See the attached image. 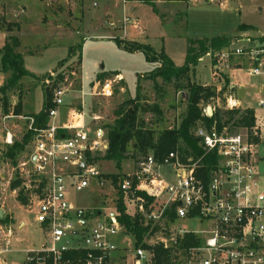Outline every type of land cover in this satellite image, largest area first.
<instances>
[{
  "label": "built area",
  "instance_id": "obj_1",
  "mask_svg": "<svg viewBox=\"0 0 264 264\" xmlns=\"http://www.w3.org/2000/svg\"><path fill=\"white\" fill-rule=\"evenodd\" d=\"M212 1V0H210ZM124 31L129 18H124ZM229 46L207 55L215 68L232 70V59L243 58V68L251 75H264V42L256 45ZM236 67V68H241ZM54 79L57 75L49 74ZM117 78L121 75H116ZM49 82L48 77L45 78ZM68 76L57 81L53 107L49 110L48 123L34 127L29 120L27 130L33 131L28 147L29 160L20 164L22 186L30 195L35 222L44 231L47 242L40 248L27 249L26 264H148L153 252L135 247L131 235L124 233L117 209L83 208L69 198L71 190L80 191L94 179L99 186L109 183L99 168L96 156H104L109 149L106 129L93 123L101 116L89 113L87 96L111 98L114 81L111 78L96 80L92 92L86 91L83 78L77 90L79 105L71 107L66 120L58 121L66 108L64 88ZM221 88H218L219 91ZM220 98H217V101ZM264 106V100H259ZM224 109L240 108L233 94L226 96ZM214 110V108H213ZM205 115L206 110H205ZM16 116L12 113L4 116ZM211 117V116H209ZM204 149L199 158H184L179 151H171L162 159L152 152L137 161L136 167L124 173L118 182L127 199L128 213H139L155 223L168 222L169 236L159 237L155 243L165 248L178 245L179 238L195 234L202 239L199 246L180 252L172 264H264V191L261 188L255 154L256 142L264 143V129L219 128L200 126L195 131ZM14 136L7 131L6 144L14 143ZM205 155L212 156L204 164ZM85 164L81 168L82 164ZM168 169L163 172V169ZM30 176V178H28ZM30 181V182H29ZM42 182L40 189L39 183ZM37 189V190H36ZM16 192V190H14ZM144 192L154 198L146 208ZM134 203V209L129 203ZM36 207V209H34ZM169 213H174L171 220ZM178 220L208 223L202 230H178ZM117 237L120 243H116ZM14 230L11 223L0 222V254L14 252ZM84 251V255L79 252ZM74 252L72 257L68 256Z\"/></svg>",
  "mask_w": 264,
  "mask_h": 264
},
{
  "label": "rangeland",
  "instance_id": "obj_2",
  "mask_svg": "<svg viewBox=\"0 0 264 264\" xmlns=\"http://www.w3.org/2000/svg\"><path fill=\"white\" fill-rule=\"evenodd\" d=\"M157 8L165 13L166 20L163 22L154 7L147 3L137 1L126 2L125 0H0L6 15L0 12V26L6 28L9 23L17 24L13 27V33L20 39L19 51L23 53L25 67L31 76L25 77L23 91L15 90L14 94L23 93V99L31 106L29 112H38L42 105V83L40 78L53 73H63L70 63H77L79 59V45L82 48V64L80 73L76 77L83 78L86 91L92 92L97 75L100 72L111 74L114 81V94L111 98L89 95L86 98L89 113L102 117L99 121H93L98 125L109 124L113 120V111L128 97L135 96L138 75L151 71L156 63L146 59L143 48L136 51L125 48L137 46H151L155 53L164 51L176 65L181 66L186 60L188 42L187 38H211L218 35L230 37L232 46L243 44L256 45L264 37V0H190L186 8L181 0H153ZM26 5L28 9H22ZM230 7L234 9H230ZM189 12V16L183 18V28L173 25V20L178 19L175 13L178 11ZM129 18L124 31L123 20ZM180 19V18H179ZM178 19V21H179ZM9 20V22L7 21ZM110 22H114L115 26ZM245 25L242 29L241 25ZM248 25L252 26L248 28ZM118 26V27H117ZM20 30V31H19ZM19 31V32H18ZM5 43L4 32H0V47ZM71 49V55L70 54ZM69 58L66 62L63 60ZM243 58L232 59V70L221 71L215 68V62L210 56L205 55L199 59L194 70L192 79L203 85L212 84L221 88L228 77L236 84H243V94L253 99L257 104L260 98L264 99V75H251L243 68ZM1 63V55H0ZM241 67V68H236ZM120 72L122 77L114 75ZM1 76V75H0ZM6 77V76H5ZM231 77V78H230ZM124 79L126 86L121 84ZM0 82H2L0 78ZM64 88L71 89L66 94V108L58 121L66 120L67 112L71 107L79 105V97L76 89V81L68 77ZM231 86V85H230ZM167 90L162 99L160 92L153 87L151 81L142 82V98L147 103H159L163 115L160 117L153 112L141 114L146 124L157 131L167 127H173L180 121L186 110V102L180 92H176L172 85H165ZM234 95L240 98L237 88ZM18 102V96H14ZM203 104L207 108L223 107V97ZM242 99V98H241ZM243 103V102H242ZM244 104V103H243ZM245 105V104H244ZM205 108V110H206ZM256 125L264 129V107L256 106ZM255 112V111H254ZM258 119L263 121H258ZM29 120L22 117H8L0 108V209L9 216V224H13L15 237L20 241L16 248L19 253L1 257L12 264L13 260L21 263L25 256L24 249L38 247L47 242L45 233L35 222L34 212H29L33 206L29 193L27 204H22L18 198L20 189L12 190L11 181L20 177L22 171L20 164L29 160L28 147L19 153L14 160L6 155L13 144H6L4 136L10 131L15 141H21L27 131ZM3 138V139H2ZM255 156L259 166L260 156L264 157V143L260 139L256 142ZM133 149H129V157L123 162V172H131L140 158L132 157ZM264 161V160H262ZM264 162L261 163L263 166ZM264 167V166H263ZM99 168L104 174L118 172L115 163L101 160ZM168 169L164 168L163 172ZM24 176V175H23ZM260 181L264 191V175ZM30 178V176L28 177ZM30 182V181H29ZM23 187V186H22ZM115 190L109 183L104 186L97 185L93 179L88 187L80 191L71 190L69 198L73 204L83 208H106L109 212L115 210L113 199ZM134 203L129 207L134 209ZM36 209V207H34ZM27 223L22 230L19 229V221ZM1 222V220H0ZM3 223V222H1ZM168 223L160 222L161 229L149 238L151 243L159 240V237L169 236ZM208 223L199 221L178 220L174 226L178 230H202ZM120 243L119 238H114ZM5 264L4 262H2Z\"/></svg>",
  "mask_w": 264,
  "mask_h": 264
},
{
  "label": "trees",
  "instance_id": "obj_3",
  "mask_svg": "<svg viewBox=\"0 0 264 264\" xmlns=\"http://www.w3.org/2000/svg\"><path fill=\"white\" fill-rule=\"evenodd\" d=\"M143 3L150 4L154 7L157 14L160 15L159 10L153 0H141ZM187 13L184 10L177 14V18L173 20L174 26L185 25L183 18ZM163 22H165L164 15H160ZM17 24L9 23L5 29L8 33L6 41L2 47H0L1 64L0 73H3L6 77L4 83L0 86V108L4 116L11 113L16 116L23 114V110L29 112L30 104L24 107L23 104V83L24 78L31 76V72L25 67L23 53L18 49L20 47V39L13 33V27ZM1 27V26H0ZM245 25H241L242 29ZM3 28V27H2ZM248 28L252 29L251 25ZM264 42V37L261 38ZM188 47L186 53V60L184 64L178 66L174 61L164 52L155 53L151 46H137L125 48L136 51L140 48L146 53V59L150 62L156 63L155 67L145 73L138 75L135 96L128 97L125 101L117 105L113 111V120L111 123L105 124L103 127L106 129L107 137L109 141V149L104 156H96L97 161L107 160L115 163L118 170L116 173L104 174L103 177L109 181V184L115 190V197L113 199L115 209L120 213L119 221L124 227V233L131 235L134 239L135 247L142 246L147 250L153 252L151 263L148 264H172L180 257V252L184 254V251L191 246H199L202 243V239L195 234H186L184 237L179 238L178 245L165 248L162 243L148 244V240L151 236L155 235L160 229V223H155L152 219H147L144 215L139 213H128L127 199L125 194L119 190L118 182L123 177V162L129 157V149H133L132 157L142 158L148 153H153L158 159H162L171 151H179L180 154L187 158L193 156L199 158L204 154V149L200 144L199 138L195 136V131L200 126L211 127L215 123L219 128L224 125H230L232 128L248 127L251 128L256 123L255 112L250 108H234L230 110L224 109V107H213L214 112L211 117L205 115V105L218 97H223V102L226 96L234 94L236 87L230 86V80L228 77L225 79L223 87L218 91L213 85H203L192 79L194 70L199 62V59L207 55L209 52L219 51L230 45V37L224 35H218L211 38H187ZM82 48L83 45H79V59L77 63H70L64 69L63 73H59L54 79L49 74L40 78L42 83V105L38 112H29L26 117L33 118L34 127L42 128L48 123L49 110L53 107L54 89L57 85V81L64 80L66 76L73 78L76 81V88L80 87V78L76 77L77 73H80L82 64ZM71 55V49L70 54ZM69 58L63 60L66 62ZM114 75H120V72H115ZM48 77L49 82L45 81ZM111 74L106 72H100L97 75L98 80H105L110 78ZM151 81L153 87L160 92V96L163 99L167 90L165 85H172L176 92H180L183 100L186 102V110L182 115L178 124L173 127H167L157 131L153 127L146 124L145 120L141 116L146 112H153L157 114L161 120L163 110L159 103L150 104L143 101L142 98V82ZM121 84L126 86L125 80L121 79ZM21 91L18 94V102L12 103V96L14 91ZM24 92V91H23ZM33 131L27 130L21 141H15L6 152V155L14 160L19 153L25 150L33 136ZM212 156L205 155L203 162L208 164ZM139 160V159H138ZM137 160V161H138ZM12 190L20 189L18 192V200L22 204L28 203V198L25 194L24 187H22V180L16 178L11 181L10 184ZM42 186V182L39 183L38 189ZM37 190V189H36ZM143 196L147 203L146 208L154 202V198L148 196L144 192L139 193ZM171 220L175 219L174 213H169ZM10 218L6 216L3 223H9ZM168 223V222H165ZM80 255H84V251L79 252ZM74 252L67 254L72 257Z\"/></svg>",
  "mask_w": 264,
  "mask_h": 264
},
{
  "label": "crops",
  "instance_id": "obj_4",
  "mask_svg": "<svg viewBox=\"0 0 264 264\" xmlns=\"http://www.w3.org/2000/svg\"><path fill=\"white\" fill-rule=\"evenodd\" d=\"M126 2H132V1H137V2H140V3H143L141 0H125ZM189 1L190 0H181V1H179V2H182V4H185L186 6V8H188V4H189ZM156 4V3H155ZM3 6H4V3L3 2H1L0 3V12L2 13V14H5L6 15V10L3 8ZM22 9L25 11L26 9H28V7L26 6V5H22ZM230 9H234V8H232V7H230ZM159 10V9H158ZM184 11V10H183ZM182 11V12H183ZM179 12H181V11H178V12H176L175 13V17L177 16V14L179 13ZM159 13H160V15H164V19L166 18L165 17V13L164 12H161L160 10H159ZM187 13V17L189 16V12L187 11L186 12ZM8 22H9V20H7ZM124 21V20H123ZM112 25H109V26H115V28H116V25H114V22H110ZM129 23V22H128ZM19 25H17V27H18ZM122 26H124V22H123V24H122ZM118 27V26H117ZM20 31V30H19ZM18 31V32H19ZM0 32H4V35H5V41H6V38H7V35H8V33L5 31V29L4 28H2V27H0ZM1 64V63H0ZM0 78H1V80H2V82H0V86L4 83V80H5V75L3 74V73H0ZM121 77H122V75H121ZM231 78V77H230ZM207 85H209V84H207ZM210 85H212V84H210ZM231 86H234V87H236L237 88V90H238V93L241 95V97L240 98H237L236 97V95H234V97L240 102V108H243V109H245V108H250V109H253L254 111H255V115H256V106H261L260 104H259V100L257 101V104H255V102H254V100L253 99H251V98H249L248 96H246V94H243V89H244V86H243V84H241V83H239V84H236L234 81H232V79H231ZM14 96H17V95H15L14 94ZM242 98V99H241ZM260 99H263V98H260ZM264 100V99H263ZM245 104H243V103ZM12 103L13 104H15L16 103V101H15V99H14V97L12 96ZM23 104H24V107L26 106V105H28V102H26L24 99H23ZM261 107H264V106H261ZM29 112H26V111H24L23 110V114L22 115H20V116H24V117H26V115L28 114ZM29 115V114H28ZM257 116V115H256ZM263 120H264V118H263ZM263 120H260V119H258V121H263ZM264 123V122H263ZM5 137V136H4ZM3 137V138H4ZM2 138V139H3ZM4 140V139H3ZM262 160H264V157H261L260 156V161H259V166H258V169H259V177H260V181H262V175H264V165L263 166H261V163L262 162H264V161H262ZM264 164V163H263ZM4 214H5V212H4ZM6 216V215H5ZM11 225H13V224H11ZM26 225H27V223L25 222V221H23V220H20L19 221V229L20 230H22V229H24L25 227H26ZM13 227V226H12ZM40 227V226H39ZM13 230H14V228H13ZM44 232V231H43ZM13 240H14V249H15V251L14 252H11V253H3V254H0V261H1V257L2 256H7V255H12V254H14V253H19V251H22V250H18L19 248H16L15 246H17V244L20 242V241H18L19 239L17 238V237H15V232H14V238H13ZM43 245V243L40 245V246H38V247H27L26 249H24L23 251L25 252L27 249H35V248H40L41 246ZM5 246H4V243H0V248H4ZM2 262H4L5 264H7V262L6 261H2ZM2 262H0V264H3ZM21 263L22 264H26V262H25V256L21 259ZM12 264H20V262L19 261H17V260H13L12 261Z\"/></svg>",
  "mask_w": 264,
  "mask_h": 264
},
{
  "label": "water",
  "instance_id": "obj_5",
  "mask_svg": "<svg viewBox=\"0 0 264 264\" xmlns=\"http://www.w3.org/2000/svg\"><path fill=\"white\" fill-rule=\"evenodd\" d=\"M213 112H214L213 107L208 106L206 108V114H207V116H212L213 115ZM84 166H85V164L83 163L81 165V168H83ZM5 218H6V216L4 214V211L2 209H0V220H4Z\"/></svg>",
  "mask_w": 264,
  "mask_h": 264
}]
</instances>
